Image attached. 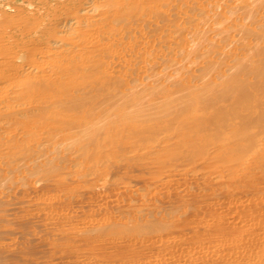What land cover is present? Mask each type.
Wrapping results in <instances>:
<instances>
[{
	"label": "bare ground",
	"instance_id": "6f19581e",
	"mask_svg": "<svg viewBox=\"0 0 264 264\" xmlns=\"http://www.w3.org/2000/svg\"><path fill=\"white\" fill-rule=\"evenodd\" d=\"M78 5L63 7L61 23L79 38L76 42L51 34L43 47L33 45L26 39L37 18L33 29L19 27L18 21L14 26L11 19L1 26L0 190L14 186L21 194L48 197L34 203L33 210L39 206L42 212L34 215L24 209L33 205L30 199L12 203L16 191H0V241L18 235L34 245L29 250L22 245L27 254L2 241L0 260L31 264L50 246L61 264H183L173 253L183 247L200 263L201 254L196 251L194 257L191 250L208 251L212 245L210 253L240 260L223 263L214 254L204 264H264L262 235L246 227L252 243L238 254L237 238L245 226L239 219L243 228L234 225L238 220L232 216L223 218L217 207L208 209V199L190 203L194 196H180L189 199L192 212L203 210L200 216L207 214L210 224L196 222L199 215L191 220L181 207L171 209L177 200L161 209L157 199L159 210L146 201L158 184L178 176L189 177L186 183L196 187L194 192L201 189L213 197L246 193L247 209L238 204L235 212L244 215L252 208L245 218L255 219L257 210H264V0H89ZM146 175L154 182L145 183ZM119 200L127 202L118 206ZM203 203L206 208H199ZM257 224L263 231L264 220Z\"/></svg>",
	"mask_w": 264,
	"mask_h": 264
},
{
	"label": "rangeland",
	"instance_id": "374dc122",
	"mask_svg": "<svg viewBox=\"0 0 264 264\" xmlns=\"http://www.w3.org/2000/svg\"><path fill=\"white\" fill-rule=\"evenodd\" d=\"M86 1H89V0H0V30H1V26H2V27L5 26V25H3V24H7V21H9V20L11 19V20H10V23H11V24L13 23L14 26H15V25L17 26V24H19V25H18L19 27H20V25H21V26H26V25H27V28H28V27L32 28V27H34V25H35V29L32 28L33 30H32V32H31L30 36H27V39H26V40H29V39H30V40H33V42H32L33 45H37V46L43 47V46L45 45L44 41H46L47 38H49V40H51V39H50V38H52V37H51V34H54V35H56L57 37H65V38H67V39H70V38H71L70 40H72L73 42H74V41H75V42H76V41H79V38H78V39L75 38V34H74V32H72V30H67L68 28L65 27V26L62 27V24H61V23H63V19L65 18V16L63 15V12H64L63 9H65L66 7H67V8H68V7H69V8H71V7H76L78 4L82 5V4L85 3ZM69 5H70V6H69ZM78 6H79V5H78ZM55 7H56V8H55ZM60 7H61V8H60ZM63 7H65V8H63ZM53 8H54V9H53ZM52 9H53L54 11H53ZM55 10H56V11H55ZM58 10H60V11H58ZM61 11H62V12H61ZM45 12L48 13V14H46ZM53 12H54V13H53ZM34 13H35V14H34ZM38 13H39V14H38ZM49 13H50V14H54V15H56L58 18L55 17L56 20H55L54 18L51 19V16H52V15H49ZM18 14H19V15H18ZM45 14H46V16H45ZM59 14H61V15H59ZM30 15H32V16H30ZM35 15H36V16H35ZM37 15H38V16H37ZM43 15H44L45 17H47L46 20H45V17H43ZM16 16H17V17H16ZM18 16H19V17H18ZM4 17H5L6 19H5ZM20 17H21V19H20ZM26 17H27V18H26ZM31 17H32V19H31ZM52 17H53V16H52ZM16 18H17V20H16ZM22 18H23V19H22ZM33 18L35 19V21H36V18H37V20H39V22H38V21H36V23L34 22L35 24L32 26V24H33V23H32V22H33ZM13 19H14V20H13ZM30 19H31V20H30ZM41 19H42V21H41ZM6 20H7V21H6ZM22 20H23V21H22ZM48 20H49V21H48ZM50 20H51V21H50ZM4 21H5V22H4ZM11 21H12V22H11ZM14 21H18V22H16L17 24H16V23L14 24ZM24 21H25V22H24ZM31 21H32V22H31ZM53 21H54V22H53ZM23 22H24V23H23ZM55 22H56V23H55ZM180 22H181V21H180ZM28 23H29V24H28ZM31 23H32V24H31ZM51 23H52V24H51ZM25 24H26V25H25ZM42 25H43L46 29H45ZM52 25H55V26L57 27V30H55L56 27H55V26H52ZM36 26H38V27H36ZM41 26H42V27H41ZM49 26H50V28H48ZM51 26H52V27H51ZM60 26H61V27H60ZM53 27H54L55 29H52ZM17 28H18V27H15V28H14V31H18ZM47 28H48L49 30H48ZM59 28H60V29H59ZM51 29H52V30H51ZM65 29H66V30H65ZM58 30H59V31H58ZM68 31H69V32H68ZM46 32H47V33H46ZM67 32H68V33H67ZM70 32H71V33H70ZM33 33H34V34H33ZM36 33H38V34L40 33V34H43V35H42L41 37L37 38V39H33V37H34V35H35ZM58 33H59V34H58ZM62 33H63V35H62ZM48 34H50V35H48ZM64 35H65V36H64ZM66 35H67V36H66ZM47 36H48V37H47ZM49 36H50V37H49ZM70 36H71V37H70ZM73 38H75V39H73ZM164 50H165V49H164ZM166 51H167V50H166ZM164 52H165V51H164ZM165 53H166V52H165ZM16 64L20 65V64H21V61H20V60H17V63H16ZM21 65H22V64H21ZM24 65H25V64H24ZM24 65H22V66L25 67ZM138 66L141 67V65H138ZM136 69H137V66H136ZM158 70H159V69H158ZM34 73H35V71H34ZM132 76L134 77V75H132ZM132 76H131V78L133 79ZM129 78H130V77H128V79H129ZM131 78H130V79H131ZM146 176H147V175H146ZM146 176H145V177H146ZM135 177H136V176H135ZM145 177L142 178V180H146L145 183L148 182V185H149V183L154 182L153 180H151V178H150L149 176H147L146 179H145ZM176 178H177L178 180H181V179H182V178L180 179V177H178V176H176V177L174 176V177L170 178V180H172V179H176ZM133 179H136V178H133ZM177 179H176V180H172V181H170V180L168 179V183H166L167 180L165 181V183H166L167 185L169 184V181L172 182V183H170L172 186H171V185H168V186H170L171 188H169V187L167 186V187H168V188H167L168 191H167V189L165 188L166 186H164V185H166L165 183H162V184H164V185H163L164 188H162V187H163L162 185L160 186L162 189H160V187H159V185H160L161 183L158 184L157 188H154V189H156V191H157V189H158V190L160 189V191H157V192H158V193L160 192L161 195L158 194V193L156 192V194H158L159 197L156 196L155 192L152 193L154 189H152V190L150 191V192H151V194L149 193L150 195L147 194V196H149L150 199H148L149 197L146 196V198H147L146 201L152 200V201H149V202L153 203V205H154V206H153L152 204L149 203V204H150V207L152 206V208L159 210V209H158L159 206H160L159 208H161V209H162V208H165V207H161L162 204H166L165 206L169 207V206H170L169 204H171V203H173L174 201L177 200L178 202H181V203L178 204V203H176L177 201L174 202V203H173V206H171V209H172V207H173V208H177V209H178V207H179V208L181 207V210L178 209L179 212H186L187 214H189V217H190L191 220L194 219V221H195L196 218H197L198 221L196 220V222H199V220L201 219V220H203L205 223L208 222L207 224H210L211 219H210L209 217H207V218H209L210 220H209V219H205L206 217H204V215L207 216V214H204V215H203V218H204V219L201 218L202 216H200V214H201V215L203 214V210L200 211L201 213H200V212L198 213L196 210H195L196 212H192V211H194V210H192V208H191V209H188V207H187V206H188V204H187L188 202H185V201H189V199H190V201H189L190 203H191V200H192V201H196V200H198V201H202V200H204V199H208V200H207V203H208V204H207L206 201L204 200V202L206 203V207H207V208L209 207V206H207V205H210V207H211L212 209L215 208V207H217L218 209L216 210V212H217V213H220V210H221V213H222V214L224 213L223 215L221 214V215L223 216V218H224L226 215H227L228 217H231V216H232L231 218H232L233 222H235V220L237 221V220L239 219V220H240V224H243V225H242L243 227H244V226H245V228L247 227L248 230H250V229L252 230V228H253L254 230L256 229L257 233H258V234H261L262 237H263V239H264V236H263V235H264V230L262 231L261 228H260L261 230H259V229L257 228V227H260L259 224H257V223H259V222L261 223V222H263V220H264V219L261 220V219L256 215L257 213L259 214L260 210H257V213H255V219H257V220L251 218L253 221H252L251 219L245 218L246 215L252 210V208H249V207H248V212L245 211V212H244V213H245L244 215H243V214L238 215V214L235 213V212L238 213V211H240V210H238V206H240V205H241V207H239V209H241L243 205H246V208H245V209H247V205H248V203L246 204V202H248L247 200L249 199V197H248V195H247V198H246V195L243 196V194H246V193L242 192L241 190H240L241 192L234 191L235 193H231L232 191H229V192H228L229 194L231 193V194L234 195V194H236V192H237L238 194L241 195L240 197H237L236 195H234V196L232 195L233 197H231V196H230L231 194H230V195H228V197H230L231 199H230V198H227V196H225V195H218V197H217V196H214V197H213V196H211V195L209 194L208 191H204V190L198 189L199 192H202V193H199L197 190H196V192H194L196 187H195L194 189H193V188L190 189V185H191V184L189 183L190 185H187L188 183H186V182H189V181H188V180H189V177L186 178V179H188V180H186V181H185V178L183 177V179H184L185 182L183 181V179H182L181 182H180V181L178 182ZM136 180H137V179H136ZM112 181H113V180H112ZM114 181H115V183L113 182V184H117V183H119V182L116 181V180H114ZM134 181H135V180H134ZM151 181H152V182H151ZM173 181L175 182V185L173 184V183H174ZM125 182H126V181H125ZM163 182H164V181H163ZM182 182H184V184L186 185V188L188 187V190L190 191V193L188 192V190H187V191L184 190V192H183L182 190L185 189V188H183V189L181 190V193H180V189H181V187H185L184 184H181ZM128 183L131 184L132 187L135 186L134 188L139 187L138 184L136 185V182L128 181V182L125 183V185H127ZM155 183H156V182H155ZM155 183H154V185H155ZM178 183H179V184H178ZM176 184H178V185H176ZM156 185H157V184H156ZM179 185H180V187H179ZM181 185H183V186H181ZM173 186H174V187H173ZM191 186H192V185H191ZM35 187H37V186L35 185ZM117 187L120 188V189L118 188V190H120V191L123 190V186H122V185L117 186ZM158 187H159V188H158ZM192 187H193V186H192ZM4 188H6V190H3V189H2V191H3L4 193H5V191H8L7 194H9V195L13 194V193L16 191V192L13 194V195L15 196V199H13V200H15V201L12 200V203H13V202H16V200H18L19 202H20V201L22 202L23 200L26 201L27 199H30L31 202H33V205L27 204V205H25L24 209H25V210H29V211L32 210L33 212H31V213L34 214V215H37V214L42 213V212H40V211L38 210V208H37V207H39V206L36 205V206H37V207H35L36 210H33V207H32V206L35 205V204H34L35 202L38 203V200H42V201H43V200H44L45 198H47L48 196H43L41 193H40L41 195L37 193L38 196L33 195V193H32V194L29 193V194H27V195H25L24 193H22L23 195H25V196H23V195L21 194V192H22L21 190H22V189L18 190V188H17V187H14V186H13V187H10V188H9V186H6V187H4ZM7 188H9V189L7 190ZM113 188H116V186H114ZM121 188H122V189H121ZM15 189H16V190H15ZM169 189H170V191H169ZM11 190H14V192L11 191ZM111 190H112V189H111ZM116 190H117V189H116ZM116 190H115V193H117ZM161 190L164 191V192L166 191L167 193L170 192V197H168V195H169V194H168V195L166 196V197H168V198L165 197V198H166V200H165V198L162 196V193H163V192H162ZM0 191H1V190H0ZM2 191H1V192H2ZM10 191H11L12 193H11ZM120 191H119V192H120ZM171 191H172L173 193H172ZM176 191H179V192H177V195H179V197L176 196ZM19 192H20V193H19ZM121 192H122V191H121ZM166 192H165V193H166ZM174 192H175V194H174ZM187 192H188V193H187ZM16 193H19L18 196H17ZM113 193H114V192H112L111 194L114 195L115 193H114V194H113ZM165 193H164V194H165ZM167 193H166V194H167ZM171 193H172V195H171ZM184 193H185V194H184ZM186 193H187L188 195H187ZM242 193H243V194H242ZM15 194H16V195H15ZM34 194H35V193H34ZM152 194H153V195L155 194V196H154V197L151 196ZM164 194H163V195H164ZM182 194H183V195H182ZM190 194H191V195H190ZM238 194H237V195H238ZM28 195H29V196H28ZM31 195H32V196H31ZM174 195L176 196V199L173 198V197H175ZM189 195H190V196H194V197H192V198H194L195 200L192 199ZM203 195H204V196H203ZM208 195H210V197H208ZM19 196H20V198H19ZM27 196H28L29 198H28ZM41 196H42V198H43V197H45V198L41 199ZM160 196H161L162 198H160ZM164 196H165V195H164ZM180 196H186V197L188 196V197H190V198L187 200L188 197H187L186 199H184V197H180ZM195 196H198V197H196L197 199L195 198ZM219 196H220V197H219ZM223 196H225V198H227V199H225ZM235 196H236L238 199H237ZM37 197H39L40 199H39V198L37 199ZM171 197H172V198H171ZM199 197H200V198H199ZM204 197H205V198H204ZM206 197H207V198H206ZM241 197H242V198H241ZM243 197H244V199H246V200H244ZM153 198H154L155 200H154ZM163 198H164V199H163ZM170 198H171L172 200H171ZM177 198H178V199H177ZM179 198H180V199H179ZM210 198H211V199L213 198L212 201H210V200H211ZM216 198H217V199H216ZM219 198H220L221 200H219ZM232 198H234V199L232 200ZM235 198H236V199H235ZM240 198H241V199H240ZM36 199H37V200H36ZM157 199H159V201L161 202L160 205H159V201H158ZM160 199H161V200H160ZM173 199H175V200H173ZM181 199H182V200H181ZM183 199H184V201H183ZM200 199H201V200H200ZM214 199H216V200H215V203H216V204H215L214 201H213ZM224 199H225V201L222 202V204H224V205H228V207H229V208L227 207L228 209H226V210L224 209L225 211L223 210L224 205H223V207H222V204L220 203V201H223ZM110 200H111V199H110ZM156 200H157V203L154 204V202H156ZM162 200H163V201H162ZM164 200H165L166 202L169 200L170 202H169V203H168V202L165 203ZM234 200H235V204H234ZM236 200H237V204H236ZM241 200H242L244 203H243ZM18 201H17L16 203H18ZM113 201L115 202V199H114V198H113ZM117 201H118V200H117ZM119 201H120V202H117V205H118V206H120V205L123 206V205H125V203L127 202V201H125V202L122 203V200H119ZM153 201H154V202H153ZM217 201H218L219 203H218ZM230 201H233L232 203H233L234 205H233L232 203H231V204H226V202L229 203ZM262 201H263V199H262ZM31 202H30V203H31ZM183 202H184V204H186V205H184ZM240 202H241V203H240ZM263 202H264V201H263ZM28 203H29V202H28ZM39 203H40V202H39ZM175 203L178 204V205H180V206H177ZM205 203L201 204L202 206L199 207V208H202V207H203V208L205 209L206 207L203 206V205H205ZM210 203H211V204H210ZM217 203H218V204H217ZM242 203H243V204H242ZM31 204H32V203H31ZM181 204H182V206H184V207H182ZM238 204H240V205H238ZM115 205H116V203H115ZM158 205H159V206H158ZM212 205H215V206H212ZM217 205H218L219 207H218ZM231 205H233V209H234V210H233L232 208H230V207H232ZM236 205H237V207H235ZM163 206H164V205H163ZM29 207H31V208H29ZM156 207H157V208H156ZM167 207H166V208H167ZM243 207H245V206H243ZM27 208H28V209H27ZM203 208H202V209H203ZM211 208H208V209H211ZM221 208H222V209H221ZM225 208H226V207H225ZM236 208H237V209H236ZM22 209H23V208H22ZM182 209H185L186 211H185V210H182ZM208 209H207V210H208ZM215 209H216V208H215ZM230 209H231L234 213H232ZM235 209H236V210H235ZM249 209H251V210L249 211ZM187 210H189V211H187ZM191 210H192V211H191ZM227 210H230V211H229V212H230L229 214H228V212H226ZM237 210H238V211H237ZM35 211H36L37 213H36ZM38 211H39L40 213H39ZM111 211H112L113 215H116V214H115V210H111ZM218 211H219V212H218ZM222 211H224V212H222ZM253 211H254V210H252V212H253ZM261 212H264V210H262ZM261 212H260V213H261ZM190 213H191V215H192L193 213H195V214L191 216ZM110 214H111V213H110ZM230 214H231V215H230ZM250 214H251V212H250L247 216H249ZM261 214H262V213H261ZM19 215H20V214L18 213V216H19ZM196 215H197V216L199 215V216L196 217ZM105 216H106V215H103V217H105ZM241 216H243L244 218L241 217ZM256 216H257L258 218H257ZM195 217H196V218H195ZM228 217H225V218L228 219ZM236 217H237V219H236ZM15 218H16V217H15ZM229 219H230V218H229ZM242 219H243L244 221H243ZM245 219H246L247 221H246ZM258 219H260L259 222H258ZM205 220H206V221H205ZM239 220L237 221V223L235 222V224L232 222V225H233V224H234V225H237V224L239 225ZM241 220H242L243 222H241ZM250 220H251V221H250ZM254 220H255V222H254ZM249 221H250V222H249ZM253 222H254V223H253ZM244 223H245L246 225H244ZM248 223H249V224H248ZM254 225H255V227H254ZM239 226H241V225H239ZM242 226H241L240 228H243ZM250 226H252V228H251ZM249 227H250V229H249ZM245 228H244V230H242L243 233L240 232V233L238 234V235H239V238H237L238 243L236 242V243L238 244V248H239L238 250H240V253H238V254H242V252H243V255L245 254V250H244L243 248L247 247L248 245L246 246V244H247V243L249 244V241H250V240L247 241V240L249 239V238H248L249 235L246 234V232H250V231H248L247 228H246V229H245ZM257 229H258L259 231H258ZM245 231H246V232H245ZM256 231H254L255 234H256ZM251 232H252V231H251ZM251 232H250V233H251ZM262 232H263V233H262ZM243 234H244V236H243ZM245 234L248 235V237H247ZM238 235H237V236H238ZM261 235H260V236H261ZM12 236H13V237H12ZM12 236H10V238L8 237L9 239L7 238V240H6V239L2 240V241H4V243H3L2 241H0V243L2 242L1 244H5V242H6L5 245H9V247H12V246H13V247H12L13 250H15V251H18V250H19L20 252H24V253H26V252L29 250V248H31V247L34 246L33 244H32L33 246H31V243H29V242H27V241H25V240H24V241H23L22 239H21V240H18V239H20V237H19L18 235H17V236H16V235H12ZM226 237H227V236H226ZM245 237H246V238H245ZM247 238H248V239H247ZM14 239H15V240H14ZM39 239H41V237H39ZM42 239H43V238H42ZM240 239H241V240H240ZM245 239H246V240H245ZM250 239H251V238H250ZM10 240H13L14 242H13V241H10ZM241 241H242V242H241ZM245 241H246V242H245ZM12 242H13V243H12ZM15 242H16V243H15ZM17 242H18V244L21 243V245H20V244L18 245ZM22 242H23V243L25 242V243H27L28 245H27V244H23ZM205 243H207V242L204 241V244H205ZM250 243H252V242L250 241ZM10 244H11V246H10ZM16 244H17V245H16ZM29 244H30L31 247H29ZM22 245H23L24 247L28 248V250H27L26 248H24ZM26 245H27L28 247H27ZM239 245H241V247H240ZM249 245H250V244H249ZM203 246H204V247L206 246V248H207L208 245H206V244H205V245H202V248H203ZM209 246H211V248H210ZM209 246H208V251H209V252L207 251L206 248H205V249H206L205 251H204V248H203L202 251H201V250L199 251V249H198L199 247H198V248H195L196 250L193 249L194 251L191 250V251L193 252L192 255H194V257H195V256H199V254H201V255H200V256H201V262H200V263H198V261H195V260H198V259H193V258L191 259L189 256H186V255H185V248H183V247H182V249H181V250H184V252L182 251L183 253L181 252V250H179L180 248L173 250V253H174V256H175L176 259H177L176 261H180V262L183 263V264H204V261H205L206 259H208V260H209V259L212 260V258L214 259V256H213L214 254L217 255V257H218L219 254H220V255H221L220 257L223 258V263H230L231 261H238V260H240L239 257H238V258L235 257V259H234V257H232V256H231V257L227 256V255H226V254H227L226 252H222V253H221V252H213V251H211V253H210V250L212 249V245H209ZM242 246H243V248H242ZM244 246H245V247H244ZM20 247H21V248H20ZM22 247H23V249H22ZM47 247H48V246H46L45 248H47ZM12 248H10V249H12ZM18 248H19V249H18ZM202 248L200 247V249H202ZM240 248H242L243 250L240 249ZM16 249H17V250H16ZM47 249H48L47 252H49V253L45 254L46 256H45V255H42L43 259L40 258V257H41V256H40L41 254H38L39 257H38L37 255L34 256V257H32L31 264H41V263H43V260H44V262H45L46 259H47L46 261H48V262H50V261L53 260V261H52L53 264H56L58 261H59L58 263L61 264V263H60L61 260H59V256H60V255H59V254H58V255H56V254H54V255L50 254V251H51L50 246H49ZM178 250H179V251H178ZM212 250H213V249H212ZM238 250H236V251L239 252ZM241 250H242V251H241ZM196 251H197V253H199V254H197ZM201 252H202V253H201ZM212 252H213V254H212ZM30 253H31V252L28 251L27 254H30ZM194 253H195V254H194ZM216 253H217V254H216ZM183 254H184V256H185L187 259L183 257ZM190 254H191V253H190ZM211 254H212V256H211ZM47 255H48V256L50 255L49 258H48ZM51 255L54 256V257H52ZM55 255H56L57 257H56ZM187 255H189V253H187ZM225 255H226L227 257H225ZM37 257H38V258H37ZM44 257H45V259H44ZM46 257H47V258H46ZM210 257H212V258H210ZM217 257L215 256V258H217ZM228 257H229V260H228L229 262H227V259L225 260V258H228ZM33 258H34V259H33ZM52 258H53V259H52ZM57 258H58V259H57ZM188 258H189V259H188ZM230 258H231V261H230ZM55 259H56V260H55ZM236 259H237V260H236ZM33 260H34L35 262H33ZM49 260H50V261H49ZM243 260H245V259H243ZM39 261H40V262H39ZM12 262H13V264H25V263H26V262L23 263V261H12ZM12 262L9 263V262H4L3 260H0V264H5V263H6V264H12ZM17 262H18V263H17ZM20 262H21V263H20ZM52 263H49V264H52ZM58 263H57V264H58ZM26 264H30V263L27 262ZM43 264H48V263L46 262V263H43Z\"/></svg>",
	"mask_w": 264,
	"mask_h": 264
}]
</instances>
